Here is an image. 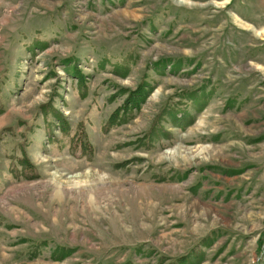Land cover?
Here are the masks:
<instances>
[{
  "label": "rangeland",
  "instance_id": "obj_1",
  "mask_svg": "<svg viewBox=\"0 0 264 264\" xmlns=\"http://www.w3.org/2000/svg\"><path fill=\"white\" fill-rule=\"evenodd\" d=\"M1 199L0 264H264V0H0Z\"/></svg>",
  "mask_w": 264,
  "mask_h": 264
},
{
  "label": "trees",
  "instance_id": "obj_2",
  "mask_svg": "<svg viewBox=\"0 0 264 264\" xmlns=\"http://www.w3.org/2000/svg\"><path fill=\"white\" fill-rule=\"evenodd\" d=\"M136 96H138V91H135V93L132 92V93L129 94V96L126 98L125 103H127V102L129 101L130 103H132L133 107H137L136 100H134V98H133V97H136ZM261 239H262V238H261ZM261 239H260V241H261Z\"/></svg>",
  "mask_w": 264,
  "mask_h": 264
},
{
  "label": "bare ground",
  "instance_id": "obj_3",
  "mask_svg": "<svg viewBox=\"0 0 264 264\" xmlns=\"http://www.w3.org/2000/svg\"><path fill=\"white\" fill-rule=\"evenodd\" d=\"M180 3L185 4L186 2H180ZM187 5H190V4L187 3ZM258 35H259V34H258ZM258 35H257V36H258ZM140 188H141V187H140ZM144 188H145V186H144ZM147 188H149V186H148ZM143 190H144V189H143ZM4 201H5L4 199H1V200H0V203H4Z\"/></svg>",
  "mask_w": 264,
  "mask_h": 264
}]
</instances>
